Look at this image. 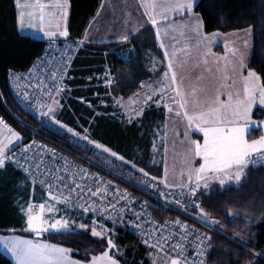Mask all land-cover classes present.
I'll list each match as a JSON object with an SVG mask.
<instances>
[{
  "label": "snow or ice",
  "instance_id": "snow-or-ice-1",
  "mask_svg": "<svg viewBox=\"0 0 264 264\" xmlns=\"http://www.w3.org/2000/svg\"><path fill=\"white\" fill-rule=\"evenodd\" d=\"M15 7L18 9L14 18L15 25L21 31L27 28L42 33V38L48 41L50 48H61L62 46V55L83 49L86 46V39L88 44L95 43L88 36V26L85 27L84 33L75 40L73 39L70 24V0H53L52 3H43L41 0H24L22 3L21 0H15ZM197 7V0H165L159 5L155 3L138 5V8L144 9L143 16L146 19L137 31L142 34L143 30L151 25L152 29H155L154 36L158 41V47L163 50V57L162 66L157 69L153 57L148 56L149 61L152 62V67L148 71L153 72L157 80L155 86L140 84L141 88L147 86L152 88V91L144 94L145 103L143 105L137 104L131 111L127 110L129 105L124 103L122 98H114L112 104H104L103 112L97 111L93 104H88L93 118L91 122L85 121L89 124L86 128L78 129L62 122L65 97L68 93L65 87L67 63L62 60L58 61L55 56L48 63L44 62V58H39L42 67L35 79L32 78L31 68L28 69L27 76L10 69L6 73V81L9 83V92L20 104L30 106L41 120L51 121L53 125H58L59 129L75 138L77 142H85L90 146L85 150V155L79 156L78 159L92 167L95 166L92 164L93 159L104 160L120 175H123L125 171L132 172L140 185L146 189L159 191L160 198L166 203L176 204L185 210L191 206L193 212L199 213L193 223H198L205 229H211L213 225L220 222L207 219L201 204L195 199L197 196L204 195L200 191L201 181H203L204 188L209 187V179L218 180L221 185L233 176L236 181H240L254 153H259L264 158V134L251 142L245 138L251 125L264 127V120L253 119L256 106H258L260 116L264 117V73L258 74L257 71L248 67L242 56L232 61L230 65L225 61L223 68L219 67L220 61L217 59L215 72L207 67L206 58L213 55L210 45L213 37L219 33L211 36L202 33L203 17L196 12ZM157 8L159 12L156 11ZM170 15L173 17L171 21L169 20ZM175 17H180L182 24H176ZM181 27L190 30L204 44L205 50L202 53L205 58L203 60L204 70L213 72L214 75L220 73L217 78L219 87L215 94L206 95L203 100L197 95L198 90L195 87L189 99V94L183 88V80L177 75V64L180 67L184 66V62L179 60L178 52L187 53L188 49H177L173 46L169 52L160 36L161 28L167 32L170 29ZM184 34L182 31L181 35ZM131 38L132 33L125 32L119 37V42L126 45ZM131 58L133 57L130 56L129 60ZM199 67V62L193 64L192 72L196 81L206 79L197 72ZM229 68L234 75L228 74ZM237 77L242 84V90H234L233 86ZM89 79L92 78L89 77ZM22 80L26 83L21 88L19 82ZM230 80L232 84L228 83ZM105 81L109 86L113 82L110 70L105 76ZM13 83L16 84L14 88L11 86ZM199 91L203 93L206 90L201 88ZM222 96H226V99L222 100ZM0 99H6L3 93H0ZM169 100L175 103V108L170 106ZM149 101L151 103H148ZM101 103L104 102L101 101ZM153 103L157 109L162 107L169 114L175 112L176 117L182 116L186 122L183 135L188 145L185 153L187 183L181 181L179 197L187 196L188 199H180L175 192H172L169 200L170 193L160 188L161 184L164 189L172 187L167 183L166 176L161 181L157 176L151 175L145 167H138L134 159L126 158L123 153L114 149L103 136L95 135L94 130L101 126V120L106 122L119 120L120 125H124L126 131L131 127L140 132L144 127L143 119L152 110ZM189 107L192 111H189ZM109 108L112 109L111 112L108 111ZM121 109L124 111H120ZM156 127L157 132L153 133V137L158 134L159 126ZM190 133L202 135V142L191 139ZM64 139H68V136ZM233 169H235L234 172ZM109 175H112L114 179H119L116 174L110 172ZM41 176L44 178L39 179ZM4 177L15 178L14 190L17 191L21 187L27 189L30 185L34 189L39 179V185L47 196L45 202L26 201L23 206L13 201V207L20 215L19 231L37 238L35 240L23 239L19 235L7 234L0 236V245L11 253L15 264H127L126 259H120L126 253H121L114 242V227H108L102 223L101 218L104 221L110 220L112 225H115L118 220L123 219L122 213L130 212L137 221L142 220L143 212L137 211L135 207L140 202L131 200L127 193H121L118 188L114 189L109 181L93 176L76 164H69L64 157L57 156L53 150L44 145L36 144L35 140L29 141L23 131L14 130L3 117H0V178ZM113 192L114 195L109 198L110 193ZM73 195L76 197L75 200L72 199ZM61 206H65L63 207L64 215H60ZM144 207V205L141 206L142 209ZM77 211L80 214L78 228L90 233L91 237L99 238L100 243L108 249L101 250L99 255H91L90 259L86 254L83 261L72 259L69 248L41 242L39 239L45 234H75L76 230L71 226L75 220H71L70 223L68 213L75 214ZM113 212H116L115 216ZM185 215H188L187 211ZM89 218H91L90 223ZM174 223L175 229L172 236L161 232L156 235L154 244H149L148 239H144V244L160 251H165L167 245L165 255L170 257L167 264H196L195 260L188 259L191 253L181 255L187 252V247L182 244V241L188 240L191 243L189 237L194 236L198 247L202 248L206 243L211 244V237L199 234L179 220ZM133 226L140 227L138 223ZM16 231V228L6 230L12 233ZM177 231L179 240L173 244L171 241L176 239ZM148 235L151 236V233ZM113 248L117 249L116 255H112L109 251ZM172 253L175 255L172 256ZM254 255L264 256V252L254 253Z\"/></svg>",
  "mask_w": 264,
  "mask_h": 264
},
{
  "label": "trees",
  "instance_id": "trees-1",
  "mask_svg": "<svg viewBox=\"0 0 264 264\" xmlns=\"http://www.w3.org/2000/svg\"><path fill=\"white\" fill-rule=\"evenodd\" d=\"M100 1L70 0V24L74 40L84 32ZM197 4L196 12L203 17L202 29L205 34H228L252 28V50L247 66L257 71L258 74L264 73V0H198ZM16 15L15 0H0V93H3L6 98L0 99V117H3L14 130L23 131L28 139L32 131L38 127V121L14 101L9 92L6 73L10 69L14 72L27 73L36 58L43 52L46 41L20 34L14 23ZM131 40L138 55L131 61L124 62L117 58L114 51L111 52V55L106 56L107 61H105L103 52L109 51L115 46L92 45L85 46V49L78 53L72 68H75L79 58L86 64L107 63L116 76L112 94L115 97L123 95L127 99L136 93L141 80L152 82L157 80L156 75L147 70L148 67H152V62L148 59L149 55L153 57L157 69L162 66V56L149 30L143 31L142 34L140 33ZM215 49L218 52L221 50L219 47H215ZM89 72L90 70L80 71L83 75ZM118 72L126 75L125 80L117 77ZM69 104V108L73 107L72 116L77 124L87 126L88 123L85 121L89 122L92 112L82 110L79 104L73 106L71 100ZM155 108L156 105L153 103L152 111H149L143 119L144 127L140 132L131 127L126 131L125 126L120 125L119 120L115 122L101 120V126L94 131L97 137L103 136L106 142H110L114 149L123 153L127 158L134 159L137 166H143L150 171L151 175L162 178L161 148H164V144L158 140L159 138L158 142L154 141L155 137H153L152 153L149 147L152 131L156 132V126H159L157 136L159 137L162 133L160 126L164 120V113L155 110ZM111 110L109 108L108 111L111 112ZM256 111L254 116H257ZM252 135L253 133L250 136ZM51 136L60 142L63 141L55 135ZM75 152L81 154L80 149H76ZM14 180L13 177L0 178V232L12 233L6 232V230L16 228L17 231L13 234L34 237L29 233L19 231L21 227L20 215L13 207V201L23 206L26 201L40 203V197L46 200L47 198L41 187L37 185L34 189L30 185L27 189L21 187L18 191L14 190ZM210 180L212 184H209L208 188L200 189L204 195L198 196V199L206 213V218L210 221L220 222L213 225L211 229H205L198 223H193V219L190 217L161 206L154 211V214L159 219L177 218L182 223H187L211 237L207 256L201 264H250L253 259L256 260L255 264H264V256L254 255V253L264 252V168L247 166L238 186L222 188L217 182L218 180ZM161 187L163 188L162 184ZM133 192L134 195L138 193L137 191ZM229 213L231 214L229 215ZM198 214V212L189 210V215L193 218H196ZM101 222L108 227H114L113 238L118 244L120 252L126 253L120 259H126L127 264H151V255L160 251L149 248L148 245L125 232L121 227L109 224L103 219ZM39 239L69 248L72 250V257L81 261L85 259V256H82L85 252L100 251L95 242L83 233L46 234ZM0 264H12V262L0 252Z\"/></svg>",
  "mask_w": 264,
  "mask_h": 264
},
{
  "label": "built area",
  "instance_id": "built-area-1",
  "mask_svg": "<svg viewBox=\"0 0 264 264\" xmlns=\"http://www.w3.org/2000/svg\"><path fill=\"white\" fill-rule=\"evenodd\" d=\"M46 0H41V2H45ZM62 48V46H61ZM61 48H56V47H49L48 41H46L45 48L43 52L41 53L40 56L36 58L34 63L31 66V70L33 73V79L36 78V76L39 74V69L42 67L40 63L39 58H44V62L48 63L53 56L57 58L58 61H64L67 63V71L65 75L66 81L69 79V73L72 70V65L74 59L77 57L78 53L82 50H73L71 52L64 53L62 55ZM85 48V47H84ZM83 48V50H84ZM35 65V66H33ZM111 71V77H112V84L109 86V84L105 81V76L108 73V71ZM18 74H23L25 76L28 75L27 73H20V72H15ZM99 79L101 81V85L103 86L104 89L108 91V96L111 98H116V99H123V102L127 101L128 99H135L136 97L140 96V100L137 102H134V106L136 107L137 104L143 105L145 103L144 100V94L146 92H151L152 88L149 87H144L141 88L140 84L144 83L145 85L152 84L155 86V81H145L141 80L138 83V89L135 94L130 96L129 98H124L123 95H120L118 97H115L112 94V89L116 84V76L113 73L111 67L109 65H105L103 68V72L99 76ZM26 81H20L19 86L22 88L25 85ZM66 84V83H65ZM13 88L16 87V84L13 83L11 85ZM66 87V86H65ZM139 93V95H136ZM11 96L13 97L12 93H10ZM14 99V98H13ZM14 101L28 114H30L33 118L37 119L38 121V127L32 131L31 136L28 138L29 141L35 140L36 144L38 145H44L46 148L53 150L57 156L59 157H64L69 164H76L81 168H84L86 171L91 173L93 176H99L105 181H109L111 185L114 186V189L118 188L121 193H127L128 196L131 198V200H136L139 201V204H136V210L137 211H142L143 212V219L137 221L136 218L132 215V213H122L121 215L123 216V219H120L117 221L115 224L118 227H121L125 232H128L130 235H133L140 241H144V239H148L149 244H154L155 242V237L158 233L163 232L164 235L172 236L173 231L175 229V221H177V218H164V219H159L156 217L154 214V211L157 210L160 206L162 208L166 209H171L174 211H177L181 214L185 215V211H187L188 217L190 219L194 218L189 215V210L191 206L188 207V209H181L179 208L176 204L172 203H166L162 198L159 196V191H153L150 188H145L143 185H140L138 180L135 179L134 175L132 172L125 171L123 175H120L116 169L112 168L108 163H106L104 160H97L93 159L92 164L95 165L94 167L90 166L88 163H85L83 160L78 159L79 156L85 155V150L89 148L90 146L86 145L85 142H77L74 138L68 136V139H64L65 135L58 130L52 123L51 121L48 120H41L38 116V114L35 112L34 109H32L30 106H26L23 104H20L17 100L14 99ZM148 103H151L150 101ZM51 135L57 136L59 139L63 140L60 142V140L54 139ZM80 149V153H76L75 150ZM94 150V149H93ZM119 163V162H117ZM61 165H63V161H61ZM248 166L253 167V168H264V158L260 156L259 153L253 154V156L250 158ZM113 173L119 176V179H114L112 175H109V173ZM135 175H139V173H135ZM44 177H39V179H43ZM39 179L37 181V186L40 187L39 185ZM160 188L165 191L169 192V200L171 199V193L175 192V194L179 197V191L180 189H164L161 187ZM133 191H137V195H134ZM45 197L47 198L46 194H44ZM114 195L113 193H110L109 198ZM146 196V197H143ZM180 199H188L187 196L184 197H179ZM73 200L76 199L75 195L72 197ZM152 199V200H149ZM197 202H199L198 196L195 198ZM34 203H38L36 201H31ZM115 202V201H114ZM122 202V201H121ZM200 203V202H199ZM144 205L145 207L142 209L141 206ZM113 215H116V212H113ZM91 219V218H90ZM102 219V218H101ZM109 224H112L111 221H106ZM165 222L166 225H165ZM181 222V221H180ZM139 224L140 227H134V224ZM182 223V222H181ZM182 224H187V223H182ZM188 228L193 229L194 231L198 232L199 234L206 236L204 232L193 228L192 226H189L187 224ZM166 229V230H165ZM151 233V236L148 234ZM189 239L192 241L189 243L188 240L182 241L183 245H186L187 247V252L181 253L182 256L188 255L191 253V255H188L189 260H195L196 264H201L205 257L207 256L208 252V244L206 243L202 248L198 247L197 241L195 240L194 236H190ZM179 240V233L178 231L176 232V239L172 240L171 243H176V241ZM144 243V242H143ZM153 249H157L153 247ZM165 251H167V245L165 246ZM172 256L175 255V253L171 254Z\"/></svg>",
  "mask_w": 264,
  "mask_h": 264
},
{
  "label": "crops",
  "instance_id": "crops-1",
  "mask_svg": "<svg viewBox=\"0 0 264 264\" xmlns=\"http://www.w3.org/2000/svg\"><path fill=\"white\" fill-rule=\"evenodd\" d=\"M153 1L157 5L165 2V0H153ZM21 2L23 3L24 0H21ZM45 2L46 3H52L53 0H46ZM140 4H142V0H101L95 14L93 15V17L89 20V22L87 24V26L89 28L88 36L92 40H94L95 43L88 44L87 39H86V41H85L86 46H92V45H111L112 46V45H114L115 47L111 48V50H109V51L105 50L103 52L104 53L103 56H104L105 61H107L106 56L108 54L111 55V52H113V51H114L116 57L119 59H122L124 62L131 61L136 56H138L136 53V49L134 48V45L132 44L131 39L140 34V33H138L137 29L141 25H143L144 20L146 19V17L143 16V12H144L143 8H139L141 13L137 14L138 17L135 14H133V13H135L136 9L138 8V5H140ZM157 12H159V9H157ZM178 18H180V17L174 18L176 23H178V20L181 21V19H178ZM172 19H173V17L169 16V20L171 21ZM147 30H149V32L152 33V36L155 39V36H154L155 29H152L151 25H149L148 28L144 29L143 31H147ZM160 30H162V32H164V34L166 36L165 38L169 37L171 39V42H172V39L175 40V37L170 36L171 34H173V33H171V31L166 32L164 28H161ZM201 31H202V33H204L203 29H201ZM125 32L132 33V38L127 42L126 45L119 42V37L122 34H124ZM44 40L47 41L46 39H44ZM163 40L164 39H162V41ZM155 45L158 47V41L156 39H155ZM216 46H218L221 49L219 53H223L222 47H220L219 45H216ZM216 46H213L214 47L213 48L214 54L218 53V51H216V49H215ZM166 47H168L169 52H171L172 47H170L169 45H167ZM158 49H159L161 56L163 57V50H161L159 47H158ZM130 56L133 58H131L129 60ZM80 59L81 58H79L75 68H72L73 71H71V73L69 75V79L66 81V84H65L66 88L68 89V93H67V96L65 97V102H64L65 103L64 114L61 117L62 122L66 123L68 126L77 127L78 129L79 128H86L89 126V124L87 126L83 125V124H77L76 120L72 116L73 115V107L71 106V108H69L70 100L72 101L73 106H78L77 104H79V105H81L82 110L85 109L89 112L90 111L92 112V110L88 107V104H93L97 108V111L103 112L104 104H112L113 103V98L108 96V91L103 88V86L101 85V81L99 79V76L103 72L104 66L108 65V64L107 63L99 64L97 62L93 63V64H91V63L86 64L85 62L81 61ZM121 67H123V66H121ZM148 69H149V67H148ZM84 70H90V72L86 75H83L82 73H80V71H84ZM116 71H118V70L116 69ZM89 77H91L92 79H89ZM117 77H119V79L125 80L126 75L125 74L122 75L121 72H118ZM84 79H85V82H84ZM81 81H82V83H80ZM75 92H79V93L76 94ZM205 92L201 93L198 90L197 95L200 97L201 100H203L204 97L206 95H208L207 91H205ZM169 95H171V93ZM139 100H140V96L136 97L135 99L133 98V99H128L127 101H125L124 103L129 105L127 110L131 111V109L134 108L133 107L134 102H137ZM101 101H103L104 103L102 104ZM169 103H170V106L175 108L174 102L169 100ZM257 109H258V107H257ZM155 110L162 111L164 113V115H163L164 120L161 122L162 125L160 126V132H162V133H160L159 137L156 135L154 141L158 142V140H160L162 144H166L170 141L171 138H173L172 136H176V137L181 136L182 133L179 132L178 129L183 124V123L179 122L182 120L181 119L182 116L176 117L175 112L169 114L162 107L160 109L155 108ZM120 111H124V110L121 109ZM92 118H90L89 122L92 121ZM169 122L171 123L170 126H168ZM54 126L58 130H60L65 136H69L64 130L59 129L58 125H54ZM184 126H185V124H184ZM154 132L155 131H152L151 140H150L151 143L149 146L151 149V153H152L153 142H154L153 141V133ZM156 132H157V130H156ZM190 134L194 139H197L200 142H202V139H203L202 135L196 134V133H190ZM165 149L161 148L163 163H164V151H165ZM125 157L127 158V156H125ZM196 164L198 166V161L196 162ZM163 172H164V165H162V178H159L161 181L164 180ZM243 176H242V178H243ZM209 181H211V180L209 179L208 183H209ZM226 181H229V179ZM217 182H219V181H217ZM169 185L172 186L171 188L178 189V190L180 189L179 187H175V186L171 185V183H169ZM202 187H204L203 181H201L200 189ZM9 260L12 262L11 259H9ZM12 264H15V263L12 262Z\"/></svg>",
  "mask_w": 264,
  "mask_h": 264
},
{
  "label": "rangeland",
  "instance_id": "rangeland-1",
  "mask_svg": "<svg viewBox=\"0 0 264 264\" xmlns=\"http://www.w3.org/2000/svg\"><path fill=\"white\" fill-rule=\"evenodd\" d=\"M198 1V0H197ZM164 2V1H163ZM46 3V2H44ZM154 1L152 0H142V4H153ZM159 9V8H157ZM156 9V11H157ZM151 10V9H149ZM18 13V9H16V14ZM138 13H141L140 9L137 8L135 14L138 17ZM171 16V15H170ZM181 19V18H178ZM176 24H182V21L178 20V23ZM249 29H251V31H249ZM169 31H171L170 36L175 37V40L171 39L169 37L165 38V34L164 32H162V30H160V36L163 40V43L165 44V46L169 45L170 47L175 46L177 49H181V48H187L188 51L187 53L184 52H178V57L179 60L184 62V66L180 67L179 64H177L176 66V71H177V75L178 78L183 80V88L186 91V93H188V98L191 99V91L193 89V87L195 88H203L207 91L208 95H213L215 94L216 90L219 87V84L217 83V78L220 75V73H215V75L213 74V72H215V69L217 68V64L215 63V61L217 59H219V67L223 68L225 61H227L229 63V65L232 63V61L236 60L238 57H243L246 61V64L248 65L250 56H251V50H252V28H246L244 30L241 31H236V32H231L229 34H222L219 33V35H216L213 37V42L210 45L211 49H212V53L213 55L208 56L206 59L208 60V65L207 67H210L213 69V72H207L205 71V65L203 64V60L205 59L202 55V53L205 50V46L202 42H200V38L195 37L190 30L188 29H184V28H179V29H170ZM184 32V35H181V32ZM20 34L25 35V36H30L33 38H37V39H45L42 38V33H38L33 29H27L25 28L23 31H21L19 29ZM166 33V32H165ZM211 36V35H210ZM199 43V47H197V44ZM219 45L220 47H222L223 49V53H217L214 54L213 52V46ZM218 47V46H216ZM235 53V55H234ZM196 62L200 63V67L197 69V72H199L201 75H203L204 77H206V79H202L200 81H196L194 76H193V64H195ZM228 74L229 75H234L233 73H231V69L229 68L228 70ZM246 74V73H245ZM229 84H232V81H228ZM234 90H242V84L239 81V78H236V83L233 86ZM198 89V90H199ZM206 93V92H205ZM221 99H226V96H222ZM258 107V106H257ZM257 107H254V114L255 111L257 110ZM189 111H192L191 107H189ZM256 115L258 116H254L253 119L260 121V120H264V117L260 116L259 111H256ZM171 114V113H170ZM182 120L179 121L180 123H183L181 125V127L178 129L179 132H181V136H172L173 138L170 139V141L166 144H164V178L166 176L167 178V183H171V185L175 186V187H179L181 181L183 180L184 183H187V167H186V162H185V153H186V149L188 147L187 145V141L185 140V137L183 135L185 128H186V122H184L183 118H181ZM178 122V121H177ZM185 124V126H184ZM171 123H168V126H170ZM253 133L252 136H250ZM264 134V127H257L255 124L251 125L248 129V132L246 133V139L251 142L254 139H258L260 137V135ZM191 139H194L191 134H190ZM75 139V138H74ZM76 140V139H75ZM84 143V142H82ZM158 146V145H157ZM255 154V153H254ZM246 169V168H245ZM244 169V171H245ZM233 172L235 171V169L232 170ZM213 181H216L213 179ZM242 179L240 181H236L234 179V176L232 179H229V181H225V183L223 185H220V187H226V186H238L241 183ZM212 181H209V184ZM47 201L45 198L40 197L39 198V202H45ZM63 207L65 206H61L62 210L60 212V215H64V211H63ZM68 217L70 218V223L71 220H75V223L72 224L71 226L73 228H75L76 232L75 233H83L85 234L87 237H89L91 240H93L95 242V244L98 246L99 250H108L106 248L105 245H102L100 243L99 238H95V237H91L90 233L88 232H84L82 230H80L78 228V224L80 222V214L79 212L73 214L71 212L68 213ZM77 219H76V218ZM17 235V234H13V233H2L0 232V236L2 235ZM55 234V233H53ZM46 235V234H45ZM23 239H37L36 237H22ZM114 239V238H113ZM41 242H47L44 240H41ZM115 244L118 246V244L116 243V241L114 240ZM50 243V242H48ZM60 246V245H59ZM64 247V246H62ZM67 248V247H66ZM119 248V246H118ZM100 251L95 252V253H88L85 252L84 255L82 256H86L90 259L91 255L96 254L99 255ZM110 253L112 255H116V248H113L111 250H109ZM120 251V249H119ZM0 252L2 254H4L7 258L11 259L12 262L15 263V259L14 257L11 255L10 252L7 251V249H5L3 247V245H0ZM72 250L70 252V256L72 259H74L71 255ZM170 257L165 255V252L163 251H156L151 255V264H167V262L169 261ZM77 260V259H76ZM251 262H253V264L256 263V260L253 259Z\"/></svg>",
  "mask_w": 264,
  "mask_h": 264
}]
</instances>
